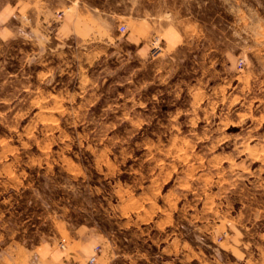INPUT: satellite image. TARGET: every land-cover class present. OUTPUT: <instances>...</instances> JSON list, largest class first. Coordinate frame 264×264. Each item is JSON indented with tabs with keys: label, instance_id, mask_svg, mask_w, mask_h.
<instances>
[{
	"label": "rangeland",
	"instance_id": "obj_1",
	"mask_svg": "<svg viewBox=\"0 0 264 264\" xmlns=\"http://www.w3.org/2000/svg\"><path fill=\"white\" fill-rule=\"evenodd\" d=\"M0 232L264 264V0H0Z\"/></svg>",
	"mask_w": 264,
	"mask_h": 264
},
{
	"label": "crops",
	"instance_id": "obj_2",
	"mask_svg": "<svg viewBox=\"0 0 264 264\" xmlns=\"http://www.w3.org/2000/svg\"><path fill=\"white\" fill-rule=\"evenodd\" d=\"M149 49L143 53H148ZM6 243L4 234L0 232V264H70L71 258L53 243H45L35 249L24 247L21 243Z\"/></svg>",
	"mask_w": 264,
	"mask_h": 264
},
{
	"label": "built area",
	"instance_id": "obj_3",
	"mask_svg": "<svg viewBox=\"0 0 264 264\" xmlns=\"http://www.w3.org/2000/svg\"><path fill=\"white\" fill-rule=\"evenodd\" d=\"M121 29L125 30V27H122ZM87 264H97L96 257H92L90 260H88Z\"/></svg>",
	"mask_w": 264,
	"mask_h": 264
}]
</instances>
